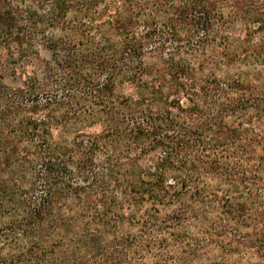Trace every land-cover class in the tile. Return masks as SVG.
<instances>
[{
	"label": "trees",
	"instance_id": "16d2710c",
	"mask_svg": "<svg viewBox=\"0 0 264 264\" xmlns=\"http://www.w3.org/2000/svg\"><path fill=\"white\" fill-rule=\"evenodd\" d=\"M0 264H264V0H0Z\"/></svg>",
	"mask_w": 264,
	"mask_h": 264
}]
</instances>
